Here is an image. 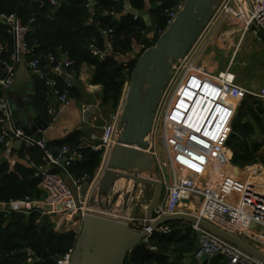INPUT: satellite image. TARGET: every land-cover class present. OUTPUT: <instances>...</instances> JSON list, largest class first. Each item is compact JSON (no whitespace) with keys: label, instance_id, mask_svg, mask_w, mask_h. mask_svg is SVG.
<instances>
[{"label":"built area","instance_id":"built-area-1","mask_svg":"<svg viewBox=\"0 0 264 264\" xmlns=\"http://www.w3.org/2000/svg\"><path fill=\"white\" fill-rule=\"evenodd\" d=\"M47 1L53 7H57L61 0ZM92 2L89 0L88 5ZM44 4L45 0H40V5ZM183 5L184 3L181 2L166 10L169 25ZM219 13L222 14V17L230 14L237 16L240 20L238 23H242L240 30H243L244 36L250 28L254 34H264V0H223L216 8L212 19ZM137 18L135 17V19ZM0 20L7 24L14 44L12 62L6 64L8 72H4L0 77V147L4 149L11 169L20 161L17 152H15L17 140H21L22 145L38 147L43 153L44 160L43 164H37L29 154L23 157L26 165L34 170V176L40 179L39 187L44 193L43 197L40 199L26 197L2 202L0 211L22 212L26 215L38 212L44 217L48 215V218L55 222L62 215L69 212H81L85 209L84 192L88 177L86 175L75 176L70 172V168L84 158L85 149L102 150L103 157L108 156L112 147L117 143L121 112L114 113L113 121L104 125L99 134L90 133L83 136L76 145L64 144L57 151L46 139L27 135L14 122L8 90L14 82L15 62L20 59L21 55L26 56L29 51L26 42L28 26L17 12L0 11ZM113 32V29L105 31L108 42L104 49L90 47L92 54L99 60H105L108 54L113 53ZM163 32L160 30V35ZM202 33L203 31L192 48L198 43ZM149 47L145 42L132 43L126 53H119V55L138 59ZM8 51V44H0V56ZM189 55L190 52L177 63L176 70L181 63L188 60ZM26 63L34 77L45 83L49 94L58 98L59 106L48 108V115L52 120H55L62 109L70 105L71 97L67 91L60 87L53 71L60 72L65 67L70 76L75 60L67 51L59 47L57 51L47 55L46 61L40 56H31L26 57ZM175 76H177V72ZM172 78L170 82L173 80ZM176 84V88L168 95L164 89L161 99L163 102L168 97V102L163 110L161 109L162 102L159 101L150 149V153L157 162L159 153L155 151L154 138L159 122L163 129V146L170 159L173 175L170 180L162 178L164 195L160 204L161 213L194 215L225 232L238 236L264 252V235L255 233L240 224L241 218L244 217L264 226V184L261 185L259 182L263 174V167L251 168L247 180H241L236 173L238 167L233 165V149L227 143L235 135L234 121L243 99L251 95L259 98L264 106V85L257 90H250L235 81V75L230 68L214 73L204 68L195 67L193 61L185 68L181 81ZM180 136L190 142L192 140L202 144L206 148L204 157L194 163L195 157L193 159L190 155L184 154V164L176 166L174 158L182 153ZM192 163L199 164L201 170H188L186 166L190 167ZM177 168L189 172L182 174ZM67 176L72 178L79 190L80 207L75 202L72 189L66 180ZM160 215V213H156L153 221ZM144 219L145 217L138 221L143 224ZM40 220L39 218L37 222ZM191 227L199 234V246L194 254L197 261L202 262V257L207 255L210 258L208 264H264V261L231 241L203 228L198 222L191 223ZM172 230L173 228L166 223L153 232L151 231V235L156 232L168 234ZM262 247L263 249H261ZM152 248L155 249V247ZM72 252L73 249H70L60 256L57 259V264H70ZM218 258L219 262H216ZM31 259L29 258V261Z\"/></svg>","mask_w":264,"mask_h":264},{"label":"water","instance_id":"water-1","mask_svg":"<svg viewBox=\"0 0 264 264\" xmlns=\"http://www.w3.org/2000/svg\"><path fill=\"white\" fill-rule=\"evenodd\" d=\"M222 1L185 0L183 8L158 37L155 45L150 46L135 60L122 104L117 143L107 156L106 167L97 184V198L100 201L108 200L116 183L121 179H126L129 185L131 184L130 190H126L124 210L128 208L130 199L137 198L140 185L153 186L155 191L141 228H133L127 221L114 217L92 212L82 214V224L70 264H126L127 261L139 264L140 256L156 262L166 260L169 255L152 248L148 244V238L151 236V231L153 232L161 225L179 220L198 222L203 228L231 241L264 261L263 251L194 215L162 214L160 204L164 195V184L156 159L150 153L155 114L164 89L177 63L188 54ZM124 4L129 14L143 19L150 33L156 32L149 6L144 9H135L128 0H125ZM14 67V82L8 90L14 122L27 135L41 139L44 132L49 129V122L43 114L38 113L39 94L33 80L34 75L27 66L26 56L21 55ZM3 68V71L7 73V66L4 65ZM22 71L27 72L28 75L24 81L19 77ZM53 74L71 85L75 81L69 76L65 67L60 72L53 71ZM238 113L250 115L243 104L238 107ZM22 143L21 140L16 141L15 152L20 149ZM66 180L72 189L77 206L80 207V193L77 186L70 176H67ZM156 213L161 215L153 221ZM45 219H48V215H45ZM240 224L255 233L264 235V226L252 220L243 217ZM209 259L207 255H204L201 261L203 264H208Z\"/></svg>","mask_w":264,"mask_h":264},{"label":"trees","instance_id":"trees-1","mask_svg":"<svg viewBox=\"0 0 264 264\" xmlns=\"http://www.w3.org/2000/svg\"><path fill=\"white\" fill-rule=\"evenodd\" d=\"M44 1V0H43ZM133 8L144 9V3L140 0H128ZM156 12L159 13L161 20L160 26L156 25V33L160 29L165 31L168 27L167 9L174 4H178V0H157ZM86 0H61L59 6L53 7L47 0L43 6L40 0H0V11L5 13L17 12L28 25L26 33V42L29 46L27 58L31 56L48 55L55 52L59 47L67 51L72 58H86L88 63L95 66V73L92 78V84H100L103 86L101 105L109 106L116 113L117 107L122 97L124 86L129 81L134 64L125 66L116 60V53H126L129 50L128 35L121 38L122 33L128 34L136 25L141 26L142 30H148L143 19L133 15L124 22L115 25L112 21V12H118L125 9L124 0H99V4L108 10L106 15L99 13L93 18V22H89V8L86 6ZM116 8V9H115ZM115 10V11H114ZM55 11V12H54ZM151 13V11H150ZM164 18H163V17ZM167 18V20H166ZM114 20V19H113ZM97 21L100 23L111 24L113 28L114 51L108 54L105 60H99L91 52L90 57L82 54V42L78 37L86 35L98 29ZM158 38L151 45H155ZM143 42L150 43L149 39L143 38ZM12 41V34L8 31V26L0 20V43ZM9 43V47H10ZM90 44L85 48H89ZM85 49V52L86 50ZM90 50V48L88 49ZM10 54L13 52L10 47ZM137 60V59H135ZM12 61V60H11ZM10 62V58L7 61ZM133 62V61H132ZM76 65V64H75ZM74 65V67H75ZM73 90L74 87H71ZM263 103V102H262ZM245 104V103H244ZM264 115V106L260 109V113L252 114V118L260 125L262 116ZM245 115L238 113L233 129L237 134L242 133L245 137L254 131L249 122H243ZM241 136H233L229 140V144L238 142V151H242L244 159L255 158L256 154L262 147L260 142L251 144L247 140H239ZM75 142V145L79 143ZM42 152V151H41ZM236 152L234 161H237ZM103 152L95 151L91 148L84 150V158L70 168V172L75 176L88 177L86 183L95 174L101 165ZM58 171V170H56ZM40 179L34 176V170L27 165L18 163L13 169L7 164L0 165V201L9 202L13 199H40L44 193L39 187ZM17 212L6 213L0 211V264H27L26 260L32 258L33 262L29 264H57V259L74 248L78 234L73 231L67 233H58L54 229L52 221L45 219L38 212H34L29 216L18 215ZM41 219L37 222L38 219ZM179 221L168 223L173 230L168 233L156 232L148 238L151 246L157 247L159 252H170L168 250L159 249L163 246L175 244L173 253L175 259L161 260L159 264H187L183 260V255L191 252L196 247V238L192 237L191 229L178 228ZM141 226L136 228H141ZM152 259L139 257V264L152 263ZM130 261H127L129 263ZM155 262V261H154ZM219 262V258L216 260ZM190 264H198L194 258Z\"/></svg>","mask_w":264,"mask_h":264},{"label":"rangeland","instance_id":"rangeland-1","mask_svg":"<svg viewBox=\"0 0 264 264\" xmlns=\"http://www.w3.org/2000/svg\"><path fill=\"white\" fill-rule=\"evenodd\" d=\"M180 3V2H179ZM178 5V4H177ZM174 4L173 7L177 6ZM172 7V8H173ZM163 17V16H162ZM164 18V17H163ZM167 20V18H166ZM240 20L234 14L226 15L222 17V14L219 13L214 17L204 28L202 36L198 43L190 49V55L186 62L181 63L178 66V69L174 70L172 75V81L168 82L165 91L167 95L176 88V83L181 81V77L184 73L185 68L189 65L190 62H194V66L198 68H204L209 72L219 73L221 71H225L231 65L232 72L235 75V81L247 88L257 89L261 84H263L264 80V47L261 46L262 41L261 38L255 36L253 30L250 28L245 36L243 35L242 23H238ZM168 23V22H167ZM169 26V24H168ZM149 32V31H148ZM151 40L150 43L146 44L148 46H152L151 44L154 42L156 38L160 36V29L157 33H150ZM148 35V33H147ZM10 43V42H6ZM188 52V53H189ZM136 61L133 60V64L135 65ZM177 72V76L175 73ZM172 83V84H171ZM128 85V82H127ZM172 85V86H171ZM168 97L165 98L161 103V109L163 110L168 102ZM243 103L250 105L251 109V116L254 113H260V109L262 108V101L259 98L254 96L248 95L243 99ZM102 113L99 116V125L95 127V131H101V128L113 121L115 114L111 112H115L109 106H102ZM236 121V118H235ZM244 122V120H243ZM247 122L249 120L247 119ZM250 125L254 126V131L250 133L249 136L245 137L241 133V140H247L251 144L254 142H260L262 144L261 149L256 154L255 158L244 159V155L242 151H238V142H233L228 146L233 149V156L237 152V161L235 162L236 165L242 170V176L247 178L248 176V169L253 167L262 166L263 174L259 180L260 184H264V115L262 116V122L260 125H257V122L252 120L249 122ZM182 141V153L181 155L176 156L174 158V164H184V154L186 156L196 155L194 157L203 158L205 154L206 148H202L198 142H191L187 140L185 137L180 136ZM232 138V137H231ZM155 151L158 154V161H157V168L160 171L162 178L170 180L172 179L173 175L171 173V163L170 159L167 155L166 149L164 148V139H163V129L160 123L158 122L156 134H155ZM185 143V144H184ZM196 143V144H195ZM203 146V145H202ZM174 150V147H173ZM235 150V152H234ZM192 152V154H191ZM102 160L104 157L102 156ZM190 158V157H188ZM195 160V159H194ZM198 159L194 161L197 162ZM190 167L186 166L188 170L195 169L196 171L201 170V166L199 164H194ZM106 163L101 161V165L96 170L95 174L91 176L90 181L86 184V189L84 192V196L86 198V206L85 209L81 212L77 213H68L66 215H62L58 217L55 222H52L54 225V229L58 233H67L73 231L74 233L78 234L81 228L82 220L81 214L92 212L96 214H100L103 216L108 217H117L119 219L125 220L133 228L139 227L143 225L141 221L138 219H142L145 217L146 210L150 201L153 197L155 187L149 185H140L138 198L130 199L128 208L124 210V200L126 195V190H130L131 184L126 179H121L116 183L114 191L112 195L109 197L108 200H98L97 198V191L98 187L97 184L101 178L102 172L104 171ZM187 164V163H185ZM178 169V168H177ZM178 171L182 172V174H187L189 171H183L178 169ZM92 186V187H91ZM264 186V185H263ZM116 196V197H115ZM9 213V212H6ZM11 213V212H10ZM103 213H108L110 215H106ZM113 213V215H112ZM16 214L26 215L22 212H17ZM112 215V216H111ZM117 215V216H115ZM120 216V217H118ZM126 217V218H123ZM50 219V218H49ZM51 220V219H50ZM143 222V221H142ZM61 223L60 225H58ZM70 227V229H69ZM151 246V243L148 242ZM152 247V246H151ZM170 251L171 254L175 253L173 249L175 248V244L168 246H161L159 249H164ZM157 250V247L155 248ZM263 249V247L261 248ZM33 262V260L29 261V258L26 260V263L29 264Z\"/></svg>","mask_w":264,"mask_h":264},{"label":"crops","instance_id":"crops-1","mask_svg":"<svg viewBox=\"0 0 264 264\" xmlns=\"http://www.w3.org/2000/svg\"><path fill=\"white\" fill-rule=\"evenodd\" d=\"M86 1H87L86 6L89 8V12H90V18L88 19L90 23L95 20V19L93 20V18H95L96 15H98L99 13L103 15H106L108 13V10L99 4V0H92L93 2L90 5H88L89 0H86ZM116 1H119V0H116ZM140 1L144 3L145 7L147 6L150 7V11H151L150 14H151L152 20L154 24L159 27L161 17L159 13L156 12L155 9L157 7V4H159L160 2H158L157 0H140ZM178 1L180 3L185 2V0H178ZM124 3H125V0H124ZM111 14H112L111 15L112 18L114 19V20L112 19V21L113 23H115V25L126 22L131 16V14H129L125 9L122 11L115 12V13L112 12ZM96 24L98 26L97 30H94L91 33L88 32L86 35L78 37L79 41L82 42L83 44V47H81V49L83 51L82 54L85 56L90 57L91 52L89 51H91V49L90 50L88 49L91 46L104 49L108 42V36L105 34V31H108L109 29H113L111 27V24L109 25L105 23H100L99 21H97ZM141 28H142L141 26L136 25L132 31L128 32V34L122 33L121 38L125 37V35H128L130 45L132 43H135V44L142 43L143 42L142 39L143 38L149 39V37H151V34L150 32H148V30H142ZM255 36H258L259 38H261V41L263 40L261 46L264 47V34L263 33L255 34ZM0 44H8V43L3 42ZM10 44H11L10 47L12 48V51H13L14 49L13 37H12V41L10 42ZM88 44H90V46L87 49L85 47H87ZM10 47H9V50H10ZM85 49H87L86 52H85ZM37 56L42 57L44 61L47 60V55L41 56L40 54H38ZM9 58H10V62H12L11 61L12 53L10 54V51L2 53L0 56V77L3 76L4 74L3 66L8 63L7 61L9 60ZM115 58L119 63H123L125 66L127 65L129 66V64H132L133 63L132 61L136 59L135 57H132V56L126 57V56L119 55V52L116 53ZM73 59L75 60L76 65L70 71L71 72L70 76L75 79L72 85L54 74V77L58 80L60 87L63 90L67 91V93L71 97L70 105L62 109L61 113L55 118V120H52L51 117L48 115V108L58 107L59 106L58 98L52 94H49L48 89L46 88V85L44 82L37 79L36 77H33L34 83L37 88V92L39 94L38 103H37V105H39L37 107L38 113L43 114L46 120L49 122V129L46 132H44L43 138L46 139L51 145V147L56 151L60 149L61 146L64 144L75 145V142L78 141L79 138L81 139L83 136L89 135L90 133L99 134L101 132V131L99 132L95 131L96 130L95 127L99 125L98 119L103 109L101 105L103 86L100 84H92V78L95 73L94 65L89 64L87 59L81 58V56L77 58H73ZM229 68L232 70L231 65ZM19 77H20V80L22 81L26 80L28 77L27 72L22 71ZM263 85H264V80L261 86ZM261 86H259L257 89H259ZM71 87H74V89L72 90ZM126 88H127V82L124 86L123 94H122V97L120 98V102H119L116 112L117 111L121 112ZM248 89L257 90V89H251V88H248ZM241 104L245 105V107L250 112L249 116H245L244 122H247V119L250 122L252 120L251 109H250L251 107L248 104H244L243 101ZM90 108H95V109L91 110ZM85 109L87 110L84 111ZM234 136H241V135L235 133ZM201 147L205 148L202 145ZM26 154H29L32 160L35 161V163L43 164L44 162L43 153L38 147H35V146L28 147L25 144H23L20 147V149L17 151V156L20 159L19 161L20 164L26 165V161L23 159L24 155ZM193 156H196V155H192V158ZM106 159L107 157H104V160H102V162L106 163ZM197 159L200 160V157L198 158L195 157V160ZM2 164H7L8 167L11 169L9 160L7 156L5 155L4 149L0 147V165ZM233 165H236L234 161V156H233ZM237 167L238 166L236 165V168ZM249 172H250V169H248V173ZM236 173H238V176L240 177L241 180L243 181L247 180L246 178L242 176V170L239 167L237 168ZM0 210H2V201H0ZM168 223H171V222H168ZM177 227L178 228L182 227L186 230L191 229L192 237L196 238V247L191 252L187 254L185 253L183 255V260L185 261V263L190 264V262H192V260L194 259V254L199 246V234L198 232L193 230V228L191 227V223L187 221L179 220ZM157 250H158V246H157ZM162 253L169 255V259H170L169 261H173L176 257L170 252H162ZM149 264H159V263H157L156 261L155 262L152 261V263L149 262ZM198 264H203V263L198 261Z\"/></svg>","mask_w":264,"mask_h":264},{"label":"bare ground","instance_id":"bare-ground-1","mask_svg":"<svg viewBox=\"0 0 264 264\" xmlns=\"http://www.w3.org/2000/svg\"><path fill=\"white\" fill-rule=\"evenodd\" d=\"M192 169H193V168H192ZM120 181H121V180H120ZM137 196H138V195H137ZM138 197H139V196H138ZM138 197H137V198H138ZM103 214L110 215V214H108V213H103ZM112 215H113V213H112ZM112 215H111V216H112ZM115 216H117V215H115ZM112 217H113V216H112ZM118 217H120V216H118ZM114 218H117V217H114ZM124 218H126V217H124ZM118 219H119V218H118Z\"/></svg>","mask_w":264,"mask_h":264}]
</instances>
